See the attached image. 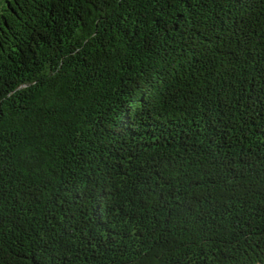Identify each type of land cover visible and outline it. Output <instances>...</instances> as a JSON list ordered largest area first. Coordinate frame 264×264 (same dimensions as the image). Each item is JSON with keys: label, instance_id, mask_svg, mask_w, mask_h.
I'll list each match as a JSON object with an SVG mask.
<instances>
[{"label": "trees", "instance_id": "trees-1", "mask_svg": "<svg viewBox=\"0 0 264 264\" xmlns=\"http://www.w3.org/2000/svg\"><path fill=\"white\" fill-rule=\"evenodd\" d=\"M0 264H264V0H0Z\"/></svg>", "mask_w": 264, "mask_h": 264}, {"label": "snow or ice", "instance_id": "snow-or-ice-1", "mask_svg": "<svg viewBox=\"0 0 264 264\" xmlns=\"http://www.w3.org/2000/svg\"><path fill=\"white\" fill-rule=\"evenodd\" d=\"M0 246H2V242H0Z\"/></svg>", "mask_w": 264, "mask_h": 264}]
</instances>
